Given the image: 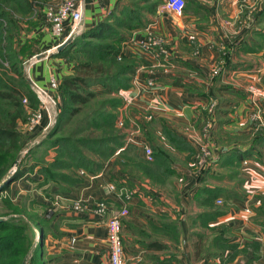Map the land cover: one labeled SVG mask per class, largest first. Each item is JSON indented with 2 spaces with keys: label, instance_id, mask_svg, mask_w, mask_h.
Here are the masks:
<instances>
[{
  "label": "rangeland",
  "instance_id": "rangeland-1",
  "mask_svg": "<svg viewBox=\"0 0 264 264\" xmlns=\"http://www.w3.org/2000/svg\"><path fill=\"white\" fill-rule=\"evenodd\" d=\"M63 1L65 0H0V92L8 93L13 87L22 91L15 98L16 103H19L18 107H15L13 102L0 97V117L6 115L9 118L17 115V131L20 135V148L13 158H11L12 154L0 153V169L3 168L2 172L0 171V184L8 179L11 181L20 166L29 169V173L19 180L13 183L6 182V186L9 185V187L7 191L0 194V218H4V221L22 219L38 229L30 221L33 219L34 213L38 212L33 220L49 224L51 222L49 213L51 214L56 204L64 198V194L72 193L74 195L75 189L80 183H84L86 179L104 171L107 172L100 176L99 183H110V188L113 186L117 195L120 192L124 194L128 191L126 187L130 183L128 180L119 183L122 180V175L133 181L144 176L151 182L149 184L152 185L151 187H156L154 184L156 183L158 186L161 178L156 173V169L161 166L159 161L165 158L163 164L173 163L175 159L173 150L186 153L185 164L190 168L198 167V156L203 147L207 148L210 151L211 160L205 171H211L217 165L214 154L219 142L227 145L246 144L249 148L252 140L260 132L264 133V75L257 74L253 77L255 82L244 83L241 93H232L236 94L234 97H242L244 101L248 100L243 110H240V121H242L243 127L240 133H216L214 129L215 114L219 98L215 93H211L214 98L210 94L212 97H208V103L202 106L203 108L200 105L196 107L199 110L198 118L188 127H184L186 129L183 130L184 141L180 139L181 145H176L177 147L169 140L172 128L164 125L162 121L159 122L161 116H157L155 107L159 91L154 92L155 90H153L161 79L160 76H156L158 71L163 72L165 74L163 76L169 77L168 82L180 79L179 76L170 75L176 74L173 65L183 69L179 74L183 77L181 81L185 83L184 85L189 84L190 88L199 85L200 88H196L198 94L204 92L206 88L224 85L221 80H225L224 68L230 67L228 56L230 46L241 42L245 44V40L240 34L253 24L264 0H240L236 17L233 20L223 19L231 43L226 44L221 41L208 45L210 50L217 51L218 56L213 62H204L207 66V71L204 74L194 70L192 65L183 60L185 58L172 60L171 50L177 46L153 30L142 40L130 42L132 36L142 28L143 22L146 21L144 7L150 4L163 5L161 0H110L112 6L109 9L104 8V13L94 22V24L102 22L105 27L109 28V31L101 38L92 40L98 43L99 48L90 46L87 52L80 53L79 50L70 51V59L67 60L56 56L58 52L55 51V47L62 44L63 39L53 34L52 25L46 20L44 10L58 6ZM251 2L255 4L251 5ZM111 11H114V14ZM91 24H87V26ZM120 36L122 39L118 38ZM247 46L249 47L248 44ZM180 50L184 55L192 54L195 57H200L201 47L198 44H183ZM40 54L47 56L35 60L34 57ZM250 57L243 59L241 66L244 67L248 61L256 64L264 63V60ZM111 58L114 59V62ZM261 58L263 57L261 56ZM190 61L196 63L199 59ZM83 62L103 64L107 72L113 71L111 74H114V77L109 78L105 84L110 89L107 90L103 84L90 85L88 90L97 91L96 98L81 107L82 110L78 115L67 118V115L64 114L60 117L59 113L64 104V97L58 89L50 85V77L54 80V84L59 86L65 76L74 75L72 68ZM235 65L231 67L235 68ZM237 65L239 64L237 63ZM125 67H131L133 71L130 74H123ZM137 73H140L142 80L141 85L136 88L134 78ZM115 77H119V83L114 81ZM29 79L36 87L30 84ZM197 80L199 83L196 82ZM150 82L151 84H149ZM130 89H137L139 92L131 93ZM36 91H39L41 95L38 96ZM226 98L230 100V94ZM218 111L220 112V110ZM98 117H104L106 122L104 123ZM86 123L92 125L89 130L84 129ZM114 135L120 136L118 139L122 143L108 158L93 151L91 148L97 150L100 149V146L87 140L88 138L104 139ZM60 139L61 141L58 142ZM141 143L148 144L153 153L155 152L157 155L156 160L153 155L154 162L152 161L153 164L151 162L155 167L154 171L145 168L148 164L144 158ZM104 145L111 146L112 143L108 142ZM129 146L130 148H128ZM139 148L142 151L141 156L130 154L132 150L136 153ZM103 151L107 150L103 148ZM125 151L124 156L122 154ZM256 151L260 156L256 155L252 160L263 162L264 145L257 146V150H253V152L257 154ZM113 157H116L115 160ZM137 159L138 162L145 163L146 166L141 167L137 163ZM246 161L243 160L242 163L246 164ZM12 170L14 173L10 177ZM231 176L235 178L234 183H221L220 190L210 192H222L225 194V198L230 197L229 203H224L221 196L217 194L205 205L213 211L236 212L235 204L230 203V200L235 195L241 196L242 185L244 192L247 191L248 195L252 196V201L243 210L248 222L252 220L253 223L260 226V229H264V191L244 188V183H238L243 179L240 174L231 173L229 177L231 178ZM93 182L96 183V179ZM131 183L133 182L131 181ZM181 184L185 185V183H177L178 186ZM225 189L229 191V197ZM218 199L221 202H217ZM97 204L94 207L97 208ZM71 209L73 210V208ZM44 213L48 215L45 216ZM252 213L257 214L255 218L247 216ZM242 221H244V217L243 220L228 221L226 229L223 226L209 229L218 234L209 242L205 237V243L202 244L200 252L212 256L227 254V264H232L237 257H242L238 264H264V231H261L263 235L260 238L249 237L246 233L249 228L245 227L246 230L240 231ZM33 232L32 238H29L27 231L19 232L25 235V240H31V244L26 252L19 251L11 257V261L22 257L21 264L28 263L33 253V244L36 241L37 245L40 243L41 233L38 237L34 229ZM224 233L228 238L223 241L221 237ZM230 239L234 241L229 243ZM200 241L202 240L200 239L199 243ZM166 253L164 252V254ZM247 253L249 254L247 255Z\"/></svg>",
  "mask_w": 264,
  "mask_h": 264
},
{
  "label": "crops",
  "instance_id": "crops-1",
  "mask_svg": "<svg viewBox=\"0 0 264 264\" xmlns=\"http://www.w3.org/2000/svg\"><path fill=\"white\" fill-rule=\"evenodd\" d=\"M239 1L185 0L184 9L180 14L170 11L164 5H147L144 7L146 21L132 36L130 42L142 40L153 30L177 46L171 50L172 60L185 58L183 60L192 65L194 70L204 74L207 71L204 62H213L218 56L217 51L210 50L208 45L221 41L226 44L231 43L223 19L233 20L236 17ZM254 4L251 2V5ZM111 6L110 0H85L84 28L87 24L96 22L105 9ZM244 30L240 35L243 36L245 44L241 42L230 46L228 54L230 67L224 68L225 80H221L224 85L206 88L204 92L198 94L196 88H200L199 85L190 88L189 84L184 85L185 83L181 81L183 77L179 73L182 68L173 65L176 74L170 75L179 76L180 79L171 80L172 82H168L169 77L163 76L165 74L158 71L156 76H160L161 79L153 89L154 92L159 91L155 105L156 114L163 119H159V122L162 121L164 125L172 128L169 140L174 146L181 145L180 139L184 141L183 130H186L184 127L197 120L199 110L196 107L207 104L208 97H212L211 93H215L219 98L215 114L216 133L235 134L242 131L240 110H243L248 100L234 97L236 94L232 93L242 91L241 88L246 82H255L253 77L257 74L264 75V63L256 64L248 61L244 67L241 66L243 59L251 58L250 56L264 60V3L253 24ZM183 44L200 45V57L192 54L184 55L180 50ZM191 59H199V61L195 63L190 61ZM233 65L235 68L231 67ZM141 80L140 73H137L134 78L136 88L141 85ZM196 82L199 83L198 80ZM130 90L135 94L139 92L137 89ZM228 94L230 100L226 98ZM217 146L214 154L217 165L211 171H205L208 167L202 170L196 166L189 168L185 164L186 153L179 150H173L175 157L173 163H164L166 164L164 166L165 158L160 159L161 166L156 169L157 175L161 176L158 182L160 184L158 186L154 184L158 188L151 187L152 185H149L151 182L144 176L133 181L122 175L123 181L130 182L126 186L129 197L124 201L110 188V183H99L100 176L107 171L80 183L75 189V194H64V198L56 204L50 214L51 222L48 224L40 249L44 264H109L105 223L113 212L119 211L124 205L128 210L127 215L121 218L125 264H227V254L222 253L221 257L204 255L200 252L205 237L209 242L218 234L209 229L220 226L226 229L228 221L243 220V217L244 221L240 224L241 227L239 226L240 231L249 228L246 230L249 237L260 238L264 229H260V226L252 220L248 222L243 210L252 201V196H249L247 191L244 192L242 185L241 196L235 195L230 200V203L235 204L236 212L210 210L205 204L213 198L208 194L220 190L221 183H234L235 178L229 177L231 173L243 177L238 183H244V188L264 191V161L259 163L252 160L257 155L255 153L243 159L241 153L248 149L246 144L227 145L219 142ZM125 154L126 151L122 155ZM130 154L141 156V148L136 153L132 150ZM115 158L113 157V160ZM243 160H247V165L242 163ZM137 163H139L138 159ZM131 176L133 177V174ZM94 179L96 183L93 182ZM177 183H185V185L178 186ZM199 190L200 193L197 194ZM225 191L229 197V191L226 189ZM217 194L224 203H229L230 197L225 198L222 192ZM74 202H79L80 207L75 208ZM99 202L103 203L105 208L103 212L98 213L94 205ZM256 215L252 213L247 216L255 218ZM225 235L226 233L221 237L223 241L228 238ZM200 239L202 241L199 243ZM233 241L230 239L229 243ZM240 258L242 257L235 258L232 264H238Z\"/></svg>",
  "mask_w": 264,
  "mask_h": 264
},
{
  "label": "trees",
  "instance_id": "trees-1",
  "mask_svg": "<svg viewBox=\"0 0 264 264\" xmlns=\"http://www.w3.org/2000/svg\"><path fill=\"white\" fill-rule=\"evenodd\" d=\"M185 1V0H184ZM185 6V5H184ZM114 10H116V7H114ZM45 11V10H44ZM114 14V11H111ZM3 15V14H2ZM5 15V14H4ZM45 15V14H44ZM6 16V15H5ZM140 25V22H139ZM69 29V26L68 28ZM109 31V28L102 22L99 23H93L90 26H85V28L82 30V33L78 36H76L69 45H67L63 50L58 52L56 56H59L63 59H70L69 52L79 50L80 52H87L88 48L90 46H96V49L99 48L98 43H96V38H101L104 34H106ZM119 39H122V37H118ZM97 51V50H96ZM114 62V59L111 58ZM124 71L123 74H130L133 71V68L131 67H125L123 68ZM72 70L74 71L73 76H65L59 86H54L53 88H56L59 90L60 93H62L63 98V106L60 108L59 116L62 117L67 115V118H70L71 116L74 117L78 115L81 112V107H84L88 104V102L91 99L96 98L97 91H89L90 85L93 84H103V86L106 84L109 78L114 77V74H111L113 71H108L105 69L103 64L98 63H89V62H83L79 63L78 65H75ZM111 74V75H110ZM119 77H115L114 81L119 83ZM106 89L109 90L110 87L107 85ZM13 91V92H12ZM100 91V90H99ZM98 91V92H99ZM12 92V93H11ZM22 91L17 90V88L13 87L10 88V92L8 93H2L0 92V97L3 99H6L10 102H13L15 107L19 106V103H16V95L20 94ZM58 116V117H59ZM102 121H105L104 117H98ZM17 115H14L12 117H7L6 115L3 117H0V153H3L4 155L12 154V157L14 154L19 150V132L17 131ZM61 120V119H60ZM59 120V121H60ZM69 120V119H68ZM90 127H92L91 124L86 123V130H89ZM112 134H114V131H112ZM264 133L260 132L259 135H257L250 145V147L241 153V157H250L253 156V150H257V146L262 147L264 145ZM120 136L114 135L111 137H107L104 139H91L88 138L87 140L89 142H93L94 145L100 146V149L91 148L93 151L99 153L105 158H108L112 153H114L115 148L119 147L122 143V141H119ZM61 141L58 140V142ZM82 142V141H81ZM108 142H111L112 145H104L108 144ZM131 146V145H130ZM130 146L128 148H130ZM103 148H105L107 151H103ZM127 150V149H126ZM237 151V150H236ZM238 152V151H237ZM239 153V152H238ZM257 155L259 153L256 151ZM154 160H156V154L153 153ZM211 160V159H210ZM152 162V161H151ZM151 162L147 161V167H145L147 170H152L154 166H152ZM141 165V167L146 166L145 163H138ZM3 168L0 169L2 172ZM27 173H29V169L24 168L23 166L19 167L14 173L12 180L10 183H13L14 181L19 180L20 178L24 177ZM1 175V174H0ZM119 183H124L123 178ZM9 185H5V187L0 192L3 193L7 191ZM200 193V190L197 191V194ZM212 198H214L217 193L212 192L210 193ZM36 216L38 212L34 213ZM45 216L48 215L47 213H44ZM43 214V215H44ZM34 216L33 219L35 218ZM50 217V213H49ZM33 219H30V221L38 228L40 231V243L36 246V248L33 249V253L31 255L30 260L27 264H44L42 261V255H41V247H42V241L44 239V235L46 234V230H48V224L42 223L40 221H35ZM21 231H27L29 238H32L34 235L32 227L24 222L22 219L17 220H11V221H0V264H21V258H16L14 261H11L10 258L16 255L19 251H25L28 249V247L31 244V240L28 241L25 240V235H22Z\"/></svg>",
  "mask_w": 264,
  "mask_h": 264
},
{
  "label": "built area",
  "instance_id": "built-area-1",
  "mask_svg": "<svg viewBox=\"0 0 264 264\" xmlns=\"http://www.w3.org/2000/svg\"><path fill=\"white\" fill-rule=\"evenodd\" d=\"M164 7L173 11L177 14L182 12L185 5L184 0H161ZM46 20L52 25L53 34L62 38L63 41L69 36L74 34H79L84 29V9L82 7L81 1L65 0L60 5L55 7H49L44 11ZM69 26V29L66 27ZM62 41V42H63ZM51 86H55L54 80H49ZM151 84V82L149 83ZM45 96V95H44ZM25 101V99H23ZM141 148L146 161H153V151L148 144L141 143ZM211 156L210 151L207 148H202V152L198 156V167L200 170L208 167ZM114 189V187H111ZM128 193V194H127ZM121 193L119 196L121 199L127 200L129 197V192ZM217 202H221L219 199ZM75 208L80 207L79 202L74 203ZM104 204H97V212H102L104 210ZM247 211V210H246ZM127 208L123 206L119 211L113 212L111 216L106 220V241L108 244V262L109 264H125L124 260V250L121 239V218L127 215Z\"/></svg>",
  "mask_w": 264,
  "mask_h": 264
},
{
  "label": "water",
  "instance_id": "water-1",
  "mask_svg": "<svg viewBox=\"0 0 264 264\" xmlns=\"http://www.w3.org/2000/svg\"><path fill=\"white\" fill-rule=\"evenodd\" d=\"M81 4H82V7H83L84 12H85L84 0H81ZM75 35H78V34H74V35L69 36L66 40L63 41L62 44L56 46V47H55V51H56V52H59V51H61L63 48H65L67 45H69V44L71 43V41L75 38ZM46 56H47V55H45V54L36 55V56L34 57V59H35V60H40V59H42V58H44V57H46ZM28 81L30 82V84H31L32 86L36 87L35 84H33V83L30 81V79H29ZM36 92H37L38 96L41 95L39 91H36ZM41 97H42V96H41ZM41 97H40V98H41ZM13 173H14V171L12 170L9 176L11 177V176L13 175ZM10 177H9V178H10ZM6 182L9 183V182H10V179H8V180H6L5 182H2V183L0 184V192H1L2 189L5 187ZM0 221H4V218H0ZM27 223H28V224H29V225L35 230V234H37L38 237H39L40 231H38V229H35V227H34L30 222L27 221ZM38 241H39V240H38ZM36 245H37V241L35 242V244H33V246H32V250H33L34 248H36Z\"/></svg>",
  "mask_w": 264,
  "mask_h": 264
}]
</instances>
